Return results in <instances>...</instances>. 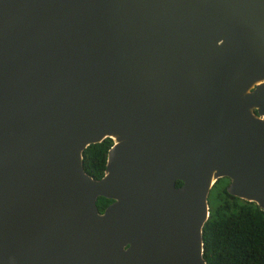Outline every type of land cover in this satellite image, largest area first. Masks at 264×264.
I'll return each instance as SVG.
<instances>
[{"label":"water","instance_id":"95a60500","mask_svg":"<svg viewBox=\"0 0 264 264\" xmlns=\"http://www.w3.org/2000/svg\"><path fill=\"white\" fill-rule=\"evenodd\" d=\"M221 179L264 211V0H0V264H207Z\"/></svg>","mask_w":264,"mask_h":264},{"label":"trees","instance_id":"16d2710c","mask_svg":"<svg viewBox=\"0 0 264 264\" xmlns=\"http://www.w3.org/2000/svg\"><path fill=\"white\" fill-rule=\"evenodd\" d=\"M112 146L107 139L85 151V170L94 179L104 177ZM228 183L229 179L219 180L210 196L211 215L203 233L205 260L207 264H264V211L230 195ZM113 202L100 198L101 213Z\"/></svg>","mask_w":264,"mask_h":264},{"label":"rangeland","instance_id":"374dc122","mask_svg":"<svg viewBox=\"0 0 264 264\" xmlns=\"http://www.w3.org/2000/svg\"><path fill=\"white\" fill-rule=\"evenodd\" d=\"M222 186H223V185L220 184L218 187H222ZM212 191H213V190H212ZM211 194H213V193L211 192Z\"/></svg>","mask_w":264,"mask_h":264},{"label":"flooded vegetation","instance_id":"af4514ba","mask_svg":"<svg viewBox=\"0 0 264 264\" xmlns=\"http://www.w3.org/2000/svg\"><path fill=\"white\" fill-rule=\"evenodd\" d=\"M229 184H230V181H229L228 185H229ZM109 206H110V205H109ZM106 209H107V207H106ZM106 209H105V210H106Z\"/></svg>","mask_w":264,"mask_h":264}]
</instances>
